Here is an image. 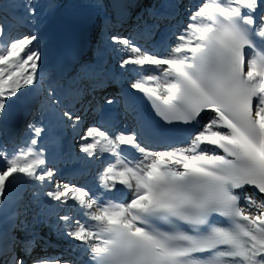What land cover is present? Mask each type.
Instances as JSON below:
<instances>
[{
  "label": "snow or ice",
  "instance_id": "1",
  "mask_svg": "<svg viewBox=\"0 0 264 264\" xmlns=\"http://www.w3.org/2000/svg\"><path fill=\"white\" fill-rule=\"evenodd\" d=\"M21 7L28 18L35 17L33 0H23ZM262 9L264 0H204L195 11L189 7L188 23L165 57L142 50L128 37L111 36L113 45L123 46L121 68L145 72V66H153L147 71L162 73L163 79L142 75L131 88L145 93L167 124L192 126L184 130L186 147H146L168 146L170 136L140 115L131 133L113 137L106 120L81 132L80 112L86 109L76 105L83 89L75 81L59 86L62 94L49 86L40 114L57 127L70 126L82 141L84 158L98 160L107 153L111 159L97 174L100 193L92 194L55 181L56 170L47 166L46 149L39 145L43 126L30 123V135L11 150L0 146V264H26L17 247L30 255L36 225L51 217L61 236L78 242L87 264H264ZM6 33L0 23V115L21 89L43 82L37 72L40 52L33 47L37 37L5 42ZM89 75L96 81L92 93L107 87L102 72ZM103 103L116 101L104 97ZM127 109L135 111L131 103ZM206 110L214 116L201 125ZM113 191L121 195L104 198ZM254 196H260L259 203ZM69 201L79 206L83 220L58 214ZM17 231L31 239L18 238ZM33 264L69 262L40 257Z\"/></svg>",
  "mask_w": 264,
  "mask_h": 264
},
{
  "label": "bare ground",
  "instance_id": "2",
  "mask_svg": "<svg viewBox=\"0 0 264 264\" xmlns=\"http://www.w3.org/2000/svg\"><path fill=\"white\" fill-rule=\"evenodd\" d=\"M142 1L143 0H132L129 3H124L125 8L123 10V6H119V11L121 12L120 18L122 19L114 16L116 19L113 21V26L109 27L105 32L102 33V38L105 45V49L102 53H96L94 56L84 55L88 52V44L90 43L89 38H86L84 36L85 34L82 32V36L80 35V41H76L78 42V59L76 57L73 58L71 54H68L66 46H63L60 50L61 57L58 56L57 61L53 65L52 74L55 75V80L51 82L53 86L62 85L63 88H67L73 81H75L76 84L81 88V84L86 80L92 83L96 82L95 79L90 77V72H102V78L107 82V87L103 89H97L95 93L100 92L101 96H103L101 103H103L104 97H111L116 101V103L112 105L100 104V107L96 108L95 112H93L92 108L90 107L87 108L88 112L86 111L84 114L80 113L83 117V123L80 127L81 132L88 124L91 112L95 114L94 120H92L94 124L101 123L104 120L108 122L107 130L113 137L121 132L131 133L136 130L138 115L148 118L154 126L153 122L151 121L153 116L152 113L141 106L139 101V92L131 88V83L136 81L142 75H159L161 76V79H163L162 73H160L159 70L147 71V69L153 68V66H145V72L138 71V66L129 65L126 68H121L120 62L124 58L125 53L119 51L118 49L122 48L123 46L113 45L111 39H109L110 37H107V32L111 33V36H122L125 33L124 31L131 21L130 18L132 14L138 8L137 5H139ZM180 1L181 0H169L166 3L160 2L157 6L149 10L148 15H150L151 21L155 24H140L135 32L136 37L142 42V44L140 42L139 46L142 50L156 54L160 57H165L168 55V53L171 51V48L177 42L176 34L182 32L188 23V19L185 17L184 11L179 8V5L181 4ZM185 1H189L190 3H198V0H184V2ZM116 3L119 4L118 2ZM116 3L115 7L117 5ZM128 4L130 5L127 6ZM166 5H175V7L168 8L165 7ZM195 7L196 6H191V10H195ZM116 11L118 12V7H116ZM161 13L165 15L168 13H173V15L169 16L168 18H163L160 15ZM125 25L127 26L124 27ZM14 27L17 30L22 28L20 24H17ZM67 38L68 37L64 35L62 43H65ZM62 50H65L66 52H62ZM99 55L103 56L99 58ZM78 66H81V70L74 77H72V74L77 71L75 67ZM57 93L62 94V89L60 87H57ZM86 98L87 93L83 89L81 103L76 105L77 110H79L78 107L80 105L84 107L86 104L84 100ZM22 102L24 101L22 100L20 103ZM20 103L19 106L21 109V114L22 111L23 115L25 113H30V108L25 111L24 107L21 108ZM128 103L134 105L135 111H130L127 109ZM100 113L101 116H99ZM21 114L14 122L12 121L13 123L11 125L7 126H13L17 121L19 122ZM212 116L213 114L206 115L202 119V124L207 123ZM36 122L40 124L39 126H43L46 129L45 133L40 138H38L39 145L42 147V145L45 144L43 148L46 149L45 155L48 160L47 166L54 168L57 173L54 178L55 181L58 183L63 182L70 185L82 186L90 189L92 194H99L101 190L98 187L97 174L103 167L107 165L111 159L109 154L105 153L104 157L98 160L84 158V154L81 153L78 148L80 147L82 141L79 139L78 135L73 132V129L70 126L57 127L55 126V120L53 118L48 115L42 116L41 114ZM14 142H16V133L14 138H12V130L9 128L6 131V143L12 145ZM189 142L190 141L185 140L176 145L145 146L155 150H165V147H168V149L171 150V147H186ZM133 156L139 158L140 154L134 151ZM117 187L121 189L123 188L121 185H118ZM124 191L126 192L127 190L125 189ZM246 191L249 194L252 193V190ZM120 195V192L113 191L108 193L104 198H117ZM253 198L257 201V203L260 202V196H254ZM241 206L246 207L247 204L244 202L241 204ZM80 212L81 210L79 209V206L75 205V202L73 201H69L67 205H64L58 209L59 215L67 214L69 216L75 217L76 219L83 220L84 217L80 215ZM49 219H54L53 223H50V225L47 223L46 224L54 230L57 229L56 217H51ZM46 224H41V226H43V231L42 229H35L38 234L36 237L38 239H35V244L38 241H42L41 244L45 249L44 253H46L45 257H50L59 261H67L69 264H81L83 260H77L76 257L80 254H86L80 247L77 246L78 242L62 236V245L58 246L56 243L44 242L42 240L44 237L39 239L40 234L44 232L45 227L47 226ZM23 238L26 239L24 235L20 239L23 240ZM27 238L31 239L30 236ZM32 248H35V251L30 253L32 256H26L29 259V263L32 261L35 255L40 254V252L36 250L35 245ZM72 253L74 254L72 255ZM19 254H24V252L21 251ZM39 256L41 257L42 255Z\"/></svg>",
  "mask_w": 264,
  "mask_h": 264
},
{
  "label": "rangeland",
  "instance_id": "3",
  "mask_svg": "<svg viewBox=\"0 0 264 264\" xmlns=\"http://www.w3.org/2000/svg\"><path fill=\"white\" fill-rule=\"evenodd\" d=\"M131 1L132 0H33V4L36 7V15L35 17L28 18L24 14V9L21 7L23 0H0V23H3L7 27V33L3 37V40L8 42L16 37L35 35L37 40L34 42L33 47L38 49L41 57L38 61V79L43 78L42 86L41 83H38L35 86V89L32 87L28 89H21L20 94H18L16 98L10 100L18 101L19 103L23 100L25 103H20L21 108L24 107L25 111L30 108V113L28 114L25 113L23 115L22 111V119L20 118L19 122H16L17 125H6V122L10 117V112L8 110H6L3 115H0V146L7 144L6 131L9 128L12 130V138H14L16 133V142L14 143H20L24 138L30 135L28 130V125L30 123H34L37 126L40 125L36 121L40 116L39 108L45 98L46 90L49 86L56 88L59 87V85L53 86L51 82L55 80V75L52 74V70L54 63L57 61L58 56H60L61 48L66 46L67 53L71 54L73 58L76 57L78 59L79 52L77 51V46L81 39L80 35L82 36L81 33L83 32L85 34L83 35L86 38H89L90 43L88 44V52L84 55L94 56L96 53H102L105 49L102 33L109 27L113 26V21L116 19L115 17L120 18L121 12L119 11V6H123V10L125 8L124 3L126 4ZM168 1L169 0H143L140 2V4L137 5L138 8L132 14L130 18L131 21L122 36L128 37L135 44L140 46L141 41L136 37L135 33L137 28L140 24H155L151 21L150 15H148L149 10L157 6L160 2L166 3ZM115 3L117 4L116 7H118V12L116 11ZM129 5L130 4L127 6ZM179 8H181L182 11L187 9L186 3L179 5ZM184 15L187 18L188 12H184ZM17 24H20L22 28L17 30L14 27ZM126 26L127 25L124 27ZM64 35L68 38L65 40V43H62ZM107 35V37H110L109 39H111V33L107 32ZM62 52L66 51L62 50ZM99 56V58H101L103 55ZM75 68L77 71L72 74V77H74L81 70V66ZM86 81L88 82V80ZM86 81L84 82V86ZM82 88H84L83 85L81 86V89ZM94 117V115L90 114L89 122L85 128L89 125H93L92 120H94ZM12 145L7 144L8 150H11ZM44 145L45 144H43L42 147ZM60 183L62 184L63 182ZM244 202L245 201H241V203ZM31 218V214H29L28 220L31 221ZM53 221L54 219H48L47 224L50 225ZM49 225L45 227V230L40 234L39 239L44 237L47 239L43 238L42 240L44 242H52L61 246L63 242L62 236L58 233L57 229L54 230ZM35 229H42L43 231V226H41V224H37ZM35 232L37 233V231ZM15 234L18 238H21L24 235L19 231ZM26 239L29 238L26 237ZM41 243L42 241H38L34 244L36 246V250L39 251L40 254L35 255L30 263L28 257L31 254L29 255L24 253L22 254L23 256L20 255V246L17 249V253L24 258L26 264H33V260L40 258L39 255H42L41 257H45L46 255V253H44L45 249ZM32 251L34 252L35 248L31 249V253Z\"/></svg>",
  "mask_w": 264,
  "mask_h": 264
},
{
  "label": "water",
  "instance_id": "4",
  "mask_svg": "<svg viewBox=\"0 0 264 264\" xmlns=\"http://www.w3.org/2000/svg\"><path fill=\"white\" fill-rule=\"evenodd\" d=\"M7 110L10 112V117L6 122V125H11L21 114L19 102L18 101H9Z\"/></svg>",
  "mask_w": 264,
  "mask_h": 264
}]
</instances>
